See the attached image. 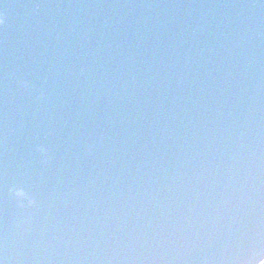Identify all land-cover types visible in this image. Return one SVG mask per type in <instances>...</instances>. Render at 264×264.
Instances as JSON below:
<instances>
[{
  "label": "water",
  "instance_id": "water-1",
  "mask_svg": "<svg viewBox=\"0 0 264 264\" xmlns=\"http://www.w3.org/2000/svg\"><path fill=\"white\" fill-rule=\"evenodd\" d=\"M0 264H264V0H0Z\"/></svg>",
  "mask_w": 264,
  "mask_h": 264
}]
</instances>
